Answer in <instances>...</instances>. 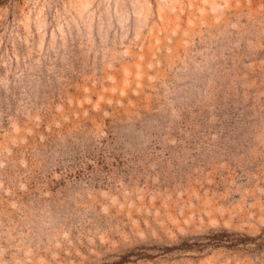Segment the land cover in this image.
<instances>
[{
	"label": "rangeland",
	"instance_id": "rangeland-1",
	"mask_svg": "<svg viewBox=\"0 0 264 264\" xmlns=\"http://www.w3.org/2000/svg\"><path fill=\"white\" fill-rule=\"evenodd\" d=\"M0 264H264V0H0Z\"/></svg>",
	"mask_w": 264,
	"mask_h": 264
}]
</instances>
